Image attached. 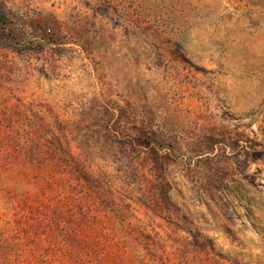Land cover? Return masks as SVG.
Returning <instances> with one entry per match:
<instances>
[{"label":"rangeland","instance_id":"rangeland-1","mask_svg":"<svg viewBox=\"0 0 264 264\" xmlns=\"http://www.w3.org/2000/svg\"><path fill=\"white\" fill-rule=\"evenodd\" d=\"M0 264H264V0H0Z\"/></svg>","mask_w":264,"mask_h":264}]
</instances>
